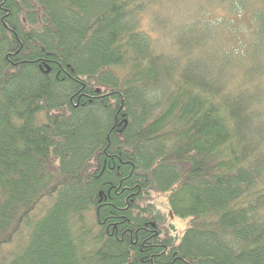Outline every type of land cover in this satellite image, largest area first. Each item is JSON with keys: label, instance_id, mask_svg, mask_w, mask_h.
I'll list each match as a JSON object with an SVG mask.
<instances>
[{"label": "trees", "instance_id": "obj_1", "mask_svg": "<svg viewBox=\"0 0 264 264\" xmlns=\"http://www.w3.org/2000/svg\"><path fill=\"white\" fill-rule=\"evenodd\" d=\"M150 1L0 0V264H264V43Z\"/></svg>", "mask_w": 264, "mask_h": 264}, {"label": "rangeland", "instance_id": "obj_2", "mask_svg": "<svg viewBox=\"0 0 264 264\" xmlns=\"http://www.w3.org/2000/svg\"><path fill=\"white\" fill-rule=\"evenodd\" d=\"M256 7L258 10L264 8L262 0H152L139 19L147 29L159 30L157 27L161 26L164 32L160 43L166 47L171 48L172 42L177 47L180 27L196 23L197 27L209 24L212 28L214 25V32L222 33L220 39L226 44L223 49L232 50L239 39L252 42L257 38L258 45L259 42L264 43V32L259 34V13L253 11ZM151 197L156 207L166 215L167 232L180 238L188 219L171 214L166 194L154 192Z\"/></svg>", "mask_w": 264, "mask_h": 264}]
</instances>
